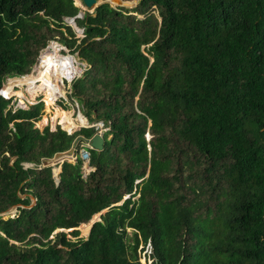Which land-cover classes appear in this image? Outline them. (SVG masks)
Returning a JSON list of instances; mask_svg holds the SVG:
<instances>
[{
  "label": "trees",
  "instance_id": "trees-1",
  "mask_svg": "<svg viewBox=\"0 0 264 264\" xmlns=\"http://www.w3.org/2000/svg\"><path fill=\"white\" fill-rule=\"evenodd\" d=\"M79 11L0 0V86L57 42L85 63L69 96L109 128L94 170L58 163L57 182L45 161L94 128L38 130L43 102L0 96V264H264V0L102 3L83 37Z\"/></svg>",
  "mask_w": 264,
  "mask_h": 264
},
{
  "label": "rangeland",
  "instance_id": "rangeland-1",
  "mask_svg": "<svg viewBox=\"0 0 264 264\" xmlns=\"http://www.w3.org/2000/svg\"><path fill=\"white\" fill-rule=\"evenodd\" d=\"M98 1L99 2H104L105 0H98ZM113 2H114V4H116L115 1H113ZM74 4H75V6H77L79 8L80 11H83V8H82L83 6L81 4V0H74ZM72 28H75V27L72 25ZM79 30H80V32H78V31L75 30L76 33H77V37H83L82 29H79ZM53 43L54 44H57L59 46V48H60V51H59L60 55H62V56H70V57H73L74 58V60L76 61L75 66L79 70L78 74L81 75L82 71L85 68V63L82 62L78 58V55L77 54H72L71 55L69 53V51L65 47H63L62 45H60L59 43L54 42V41H50L48 43V45L45 47V48L48 47L47 49L44 48V49H42L40 51L39 56H38V58L36 60V63L32 67L33 72H30V73H28L26 75L30 76L29 74H33L35 72L36 67L39 66V64H40V62H41V60L43 58V55L46 53V51L52 50L51 49V46H52ZM78 74H76L74 78H76L78 76ZM28 76H22V77H14L13 76V77L5 78V80L3 82V85H4V88L3 89H4V92H5L4 94L7 96V98H10L11 99V104L13 102V107L16 108V107L22 106V108L27 109L30 105L36 104L38 102H43V107H44L43 108V115H42L40 121L36 123V128L38 130L39 129L42 130L44 127L49 126L52 131L53 130L56 131L55 128H53V127H56V124H62L63 128L68 129V130H75L76 128H66V126L62 122V119L61 118L55 119V115H56L58 109L60 111L70 112L74 116V119H76V120H78L80 113L82 114V112H81L82 111V105L79 104V102L77 101V99L69 96L71 82L73 81L74 78L71 80V82H69V80H67L65 78H63L61 80V85H62L61 95L53 102L52 105H48L45 102V97H44L43 94H38L37 96H35L34 99H32L30 97V95L28 94V92H27V89H28L27 85L26 84H22L19 81L20 79L26 78ZM12 87H13V89H11ZM7 90L8 91L11 90V91L7 92ZM16 91L21 92L23 96L22 97H19V96L15 95L13 92H16ZM19 102H20V104H19ZM84 118L87 119L85 116H84ZM87 121H88V119L86 120L85 126H86V124H87V126H91V124L93 122H89L88 121V123H87ZM81 127H82V124H81V126H78L77 129H79ZM147 138L149 140L151 138V136L150 135H147ZM47 160H54V159L53 158H50V159H47ZM56 167L57 168L59 167V169H60V166H56ZM10 209H11V207L9 208V210ZM1 214L6 218V215H5L6 213L2 212ZM13 214H14V212H10L9 213V215H11V216ZM86 223H89V225H90V221L89 222H86ZM83 227H84L83 224H80L79 227H78V230L80 232L78 238H85V236L88 233V232L87 233H84L83 232L84 231V228ZM88 231H89V229H88ZM129 231H130V229H129ZM65 232H69V231L68 230H65ZM68 238L69 239H72V240H75V239L71 238L70 235H68ZM140 248H141V246L139 247V250H140ZM144 252H146V250H144ZM140 264H150V261L147 259V257L144 258L142 256L141 259H140Z\"/></svg>",
  "mask_w": 264,
  "mask_h": 264
},
{
  "label": "bare ground",
  "instance_id": "bare-ground-1",
  "mask_svg": "<svg viewBox=\"0 0 264 264\" xmlns=\"http://www.w3.org/2000/svg\"><path fill=\"white\" fill-rule=\"evenodd\" d=\"M127 4H129V2H121V5L123 6ZM51 49L52 50L46 51L43 55L39 66L36 67L33 74L19 80L22 84L27 85V92L32 99H34L38 94H43L45 102L48 105H52L53 102L61 95V80L65 78L70 82L79 72L78 68L75 66L76 61L73 57L60 55V48L57 44L53 43ZM3 88L4 85L1 88V94L5 93ZM9 91L7 90V92ZM13 93L19 97L23 96L19 91ZM57 118L62 119L66 128L77 129L78 126H81V124L85 126L86 123V119L82 115L79 116L77 121L73 118V115L70 112L60 111L59 109L55 115V119Z\"/></svg>",
  "mask_w": 264,
  "mask_h": 264
},
{
  "label": "water",
  "instance_id": "water-1",
  "mask_svg": "<svg viewBox=\"0 0 264 264\" xmlns=\"http://www.w3.org/2000/svg\"><path fill=\"white\" fill-rule=\"evenodd\" d=\"M113 1H115L116 4H114ZM138 1L139 0H129V1L105 0L104 2H98V0H81V4L83 6L82 7L83 8V11H79L78 12V15L76 17L65 18L64 19V22L67 25L71 26V27L73 25L75 27L74 29L76 31L80 32L79 28H77L76 25H75V19H80V20L83 19L84 18V15H85V12H88V14H91V12H93L95 10V8L98 7L102 3H108V4H110L113 7L124 8V7H133L136 3H138ZM121 2H125V3L129 2V4L123 6V5H121ZM47 48H45V49H47ZM31 72H33V70ZM79 76L80 75L78 74L77 77H79ZM20 77H22V76H20ZM2 85L0 86V96H2L3 98L7 99V97H5V96H3L1 94ZM16 109H19V108H16ZM21 109H23V108H21ZM87 123H88V121H87ZM81 128H88V126H82ZM81 128L77 129L76 131H74L72 133H70V132H68V133L73 134V133L79 131ZM80 143H86V144H88L91 150H94V151H102L103 150V146H104V138H103L102 135H100L98 133L93 134V136L91 138H85L82 135H78L72 141L71 148L68 151L56 154L54 156V158H53L54 160H46L45 163H44L45 165H53V166H55L54 167V173H55L56 181L57 182L60 181V178H59L58 174H59V172H60L61 169H59V167L57 168L56 167V164L63 163L65 161L75 162L76 159H77V157L75 155V152H76L78 146L80 145ZM87 168L88 169L84 172V175L83 176H87L90 171L94 170L93 168H91L89 166H87ZM125 198H127V197H124L117 204H121ZM33 201L35 202V199L34 198H33ZM16 210H17V205L12 206L10 210L9 209L5 210L4 213H6L5 214L6 215V218L9 217V216H11V215H9L10 212H14L15 213ZM105 211H106V209H103V210L99 211L98 213H96L95 215H93L92 218L89 220L90 221V227H89V231H88L87 235L85 236V239L87 238V236H88V234L90 232V228L92 227V225L94 224V222L100 220V215L102 213H104ZM78 227H77V229H78ZM72 229L73 228H69V229L61 228V229L56 230L55 232H57V231H65V230L71 231Z\"/></svg>",
  "mask_w": 264,
  "mask_h": 264
},
{
  "label": "built area",
  "instance_id": "built-area-1",
  "mask_svg": "<svg viewBox=\"0 0 264 264\" xmlns=\"http://www.w3.org/2000/svg\"><path fill=\"white\" fill-rule=\"evenodd\" d=\"M129 1V0H128ZM14 87V86H13ZM13 87L11 89H13ZM22 105V104H21ZM21 109L22 106L16 107ZM14 108V109H16ZM24 109V108H23ZM87 126V124H86ZM94 128L95 133H98L104 137L105 134L108 133L109 128L105 126L104 122L102 120H97L91 124V126H88ZM90 147L86 143H81L78 148H77V155L76 157L80 159L82 162V169H83V174L84 172L88 169L87 166L90 167V153H89ZM147 250V249H146ZM145 253V252H144Z\"/></svg>",
  "mask_w": 264,
  "mask_h": 264
},
{
  "label": "crops",
  "instance_id": "crops-1",
  "mask_svg": "<svg viewBox=\"0 0 264 264\" xmlns=\"http://www.w3.org/2000/svg\"><path fill=\"white\" fill-rule=\"evenodd\" d=\"M122 1H128V0H122ZM80 115H82L81 113H80ZM79 115V116H80ZM83 116V115H82ZM84 117V116H83ZM73 118H74V116H73ZM76 120V119H75ZM78 121V120H77ZM57 126H58V124H56V127H53V128H55V130L57 129ZM82 126H83V124H82ZM65 129V128H64ZM65 130H68V129H65ZM54 131V130H53ZM71 132H74V131H76V129L75 130H70ZM95 134V133H94Z\"/></svg>",
  "mask_w": 264,
  "mask_h": 264
}]
</instances>
